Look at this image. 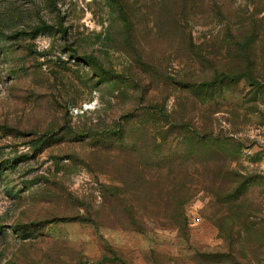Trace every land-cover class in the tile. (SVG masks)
<instances>
[{
    "label": "rangeland",
    "instance_id": "obj_1",
    "mask_svg": "<svg viewBox=\"0 0 264 264\" xmlns=\"http://www.w3.org/2000/svg\"><path fill=\"white\" fill-rule=\"evenodd\" d=\"M0 264H264V0H0Z\"/></svg>",
    "mask_w": 264,
    "mask_h": 264
},
{
    "label": "trees",
    "instance_id": "obj_2",
    "mask_svg": "<svg viewBox=\"0 0 264 264\" xmlns=\"http://www.w3.org/2000/svg\"><path fill=\"white\" fill-rule=\"evenodd\" d=\"M50 28L47 24L38 25L34 28V31L40 32V31H49Z\"/></svg>",
    "mask_w": 264,
    "mask_h": 264
}]
</instances>
